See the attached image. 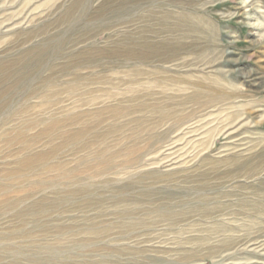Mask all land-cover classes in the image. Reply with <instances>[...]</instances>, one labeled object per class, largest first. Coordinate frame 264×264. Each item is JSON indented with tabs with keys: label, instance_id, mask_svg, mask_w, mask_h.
I'll use <instances>...</instances> for the list:
<instances>
[{
	"label": "rangeland",
	"instance_id": "374dc122",
	"mask_svg": "<svg viewBox=\"0 0 264 264\" xmlns=\"http://www.w3.org/2000/svg\"><path fill=\"white\" fill-rule=\"evenodd\" d=\"M0 264H264V0H0Z\"/></svg>",
	"mask_w": 264,
	"mask_h": 264
}]
</instances>
